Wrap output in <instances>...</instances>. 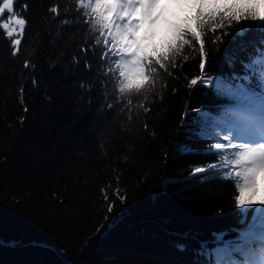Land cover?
<instances>
[{"label":"trees","instance_id":"16d2710c","mask_svg":"<svg viewBox=\"0 0 264 264\" xmlns=\"http://www.w3.org/2000/svg\"><path fill=\"white\" fill-rule=\"evenodd\" d=\"M165 13L170 21L182 16L172 3ZM11 15L26 26L11 38L0 29V240L19 246L0 247V264H214L197 251L238 242L264 204L245 213L234 199L241 178L216 175L242 169L227 141L198 135L204 113L235 103L208 81L250 75L242 62L264 48L262 34L252 28L243 38L214 41L241 25L217 33L206 27L203 72L199 45L185 46L164 61L166 70L150 71L152 84L121 93L114 19L103 29L80 0H14L0 23ZM11 39L22 42L14 49ZM226 57H234L231 67ZM217 142L224 147L215 149ZM210 164L215 172L193 175Z\"/></svg>","mask_w":264,"mask_h":264},{"label":"snow or ice","instance_id":"6c2138e0","mask_svg":"<svg viewBox=\"0 0 264 264\" xmlns=\"http://www.w3.org/2000/svg\"><path fill=\"white\" fill-rule=\"evenodd\" d=\"M172 4L182 13L177 20H165V35L161 37L159 44L151 45L143 43L153 40L156 35V26L164 16V11L168 4L162 5L160 0H138L133 4L129 0L127 4H120L118 0H95L94 5L84 4L80 0L82 8H91L95 14L96 23L103 29H110L115 16L120 19H127L123 31L117 28L113 36V44L119 46L120 51L131 56L130 61H117L119 77L122 82L119 92L124 93L135 89L140 92L148 85L153 83L150 71L166 70L164 61L172 59L174 61L177 52L185 46H195L198 44L200 56L198 68L203 72L206 66L204 29L217 33L218 30L232 28L233 25H241L238 29L231 32L216 34L214 41H222L224 36L243 38L252 29H257L262 37L259 41L264 45V11L260 3L255 0H170ZM24 10L26 5H22ZM5 11L13 13L14 0H2L0 3V14ZM53 14L58 13V7L50 8ZM175 15V14H173ZM255 22L242 24L241 22ZM147 25V28H145ZM26 20L20 15H11L8 20L0 23V29L5 31L6 37L11 38L23 33ZM146 34L140 35L141 31ZM21 39H11L10 44L15 49L21 44ZM250 45L256 46L255 41H249ZM243 46V45H242ZM103 51V49H100ZM257 55L250 56L247 62H242V67L246 73L242 76H235L234 79L240 82L233 83L220 76L214 77L208 83L212 85L216 93L233 100L232 105H225L219 114H203V127L198 133L203 140H217L222 138L228 142L233 151L234 165H239L241 171L221 175L219 178L229 180L234 176L240 177L236 181V195L234 196L237 207L245 213L244 203L251 202V196L245 201V192L252 189L255 185V176L264 170V48H256ZM15 55V51L13 52ZM99 60L100 58L97 57ZM115 60V55L113 56ZM107 57L100 60L106 62ZM153 60L155 65H153ZM227 63L231 67L234 57H226ZM146 62V63H145ZM86 67L91 71L90 63ZM110 75V74H109ZM253 78L255 86L253 87ZM201 77H193L189 81L190 86H196ZM83 87V85H81ZM258 89V90H257ZM241 141L233 144L232 141ZM255 145V146H252ZM224 145L220 142L215 143L214 148L219 150ZM194 150L190 148H180V152L190 154ZM211 152L212 149L207 150ZM217 165L210 164L208 168L195 167L193 175L201 174L206 171L215 172ZM215 177H206L211 179ZM242 181V182H241ZM264 204V200L260 201ZM112 211L109 206V212ZM217 240L223 238V234H214ZM19 242L15 240H0V247L16 248ZM33 247H45L43 244L32 242ZM177 252H185L186 246L183 243L174 244ZM197 255L214 257V264H264V209H257L256 216L253 217L252 224L248 229L240 233L238 242H225L223 246L214 249L201 247Z\"/></svg>","mask_w":264,"mask_h":264},{"label":"rangeland","instance_id":"374dc122","mask_svg":"<svg viewBox=\"0 0 264 264\" xmlns=\"http://www.w3.org/2000/svg\"><path fill=\"white\" fill-rule=\"evenodd\" d=\"M120 4H127L129 0H118ZM161 4H169L171 3L170 0H160ZM133 4L138 3V0H132ZM168 20L166 13L164 11V16L163 18L158 21L157 26H156V32L165 25L164 21ZM127 24V19H120L119 16L114 17V35L117 31V28L123 31L124 25ZM145 28H147V25H145ZM146 34L143 30L141 31L140 35ZM143 43L150 45V41H144ZM118 56L120 58V61H130L131 56L128 55L125 52L120 51V48L118 46ZM241 141H236L235 144H239ZM255 146V145H252ZM251 196V202L250 203H244V208H253L255 203H260V201L263 200L264 198V170L258 172L255 176V185L252 189H248L245 192V201L248 200V197ZM216 248V247H215Z\"/></svg>","mask_w":264,"mask_h":264}]
</instances>
